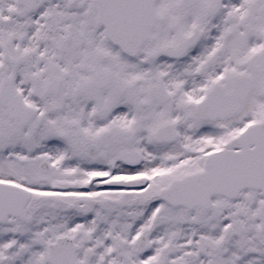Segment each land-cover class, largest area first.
<instances>
[{"label":"snow or ice","instance_id":"6c2138e0","mask_svg":"<svg viewBox=\"0 0 264 264\" xmlns=\"http://www.w3.org/2000/svg\"><path fill=\"white\" fill-rule=\"evenodd\" d=\"M0 264H264V0H0Z\"/></svg>","mask_w":264,"mask_h":264}]
</instances>
